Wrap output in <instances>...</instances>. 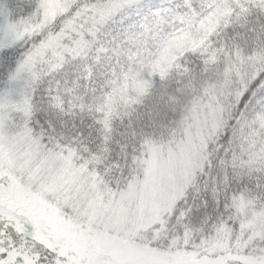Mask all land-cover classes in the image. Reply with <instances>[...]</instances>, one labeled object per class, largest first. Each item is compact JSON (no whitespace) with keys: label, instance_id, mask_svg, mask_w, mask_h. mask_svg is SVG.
Listing matches in <instances>:
<instances>
[{"label":"snow or ice","instance_id":"obj_1","mask_svg":"<svg viewBox=\"0 0 264 264\" xmlns=\"http://www.w3.org/2000/svg\"><path fill=\"white\" fill-rule=\"evenodd\" d=\"M0 264H264V0H0Z\"/></svg>","mask_w":264,"mask_h":264}]
</instances>
